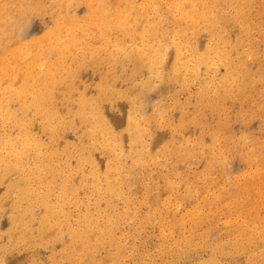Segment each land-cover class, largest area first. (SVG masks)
<instances>
[{"label": "bare ground", "instance_id": "6f19581e", "mask_svg": "<svg viewBox=\"0 0 264 264\" xmlns=\"http://www.w3.org/2000/svg\"><path fill=\"white\" fill-rule=\"evenodd\" d=\"M8 1L18 4L22 13H16L17 9L11 13ZM81 1L89 10L86 18L58 14L37 38L27 40L22 36L20 28L26 17L44 16L52 7L69 13ZM34 6L44 14L31 12ZM263 16L264 0H0V254L27 252L23 263L36 264L34 252L52 246L65 228L71 240L60 250L59 259L64 264H123L128 258L126 241L136 240L144 231L135 225L148 220H158L161 225L166 219L167 204L160 203L154 194L156 180L162 181L169 192L176 189V182H182L186 189L182 198L194 205L174 219V228L211 223L216 211H225L227 223L236 220L264 228V137L250 150L245 169L235 181L227 180L229 176L216 177L215 172L225 168L226 154L219 156L212 147L202 143L166 147L170 156L191 147L199 153L207 166L206 178L218 189L217 194L205 199L204 194L211 189L204 180L194 175L186 180L181 174L190 163L185 158L187 153L169 164L165 156L152 150L154 145L144 142L150 122L157 117L145 116L147 109L139 107L137 99L133 101L137 109H127L124 124L114 122L104 105L111 108V96L127 95L113 91L114 71L99 81L102 92L96 99L83 97L76 110L67 111V117L61 115L55 101L60 85L73 92L72 82L83 66L106 63L132 81L146 61L148 77L144 84L156 79L155 91L186 89L194 80L206 85L199 97L202 107L222 108L229 96L238 95L264 111V45L260 54L262 46L253 40L255 32L264 38V25L256 22ZM229 23L241 34L233 43ZM202 34L208 40L201 52L197 39ZM237 48L242 49L241 55L249 51L248 59L233 54L232 49ZM169 54L172 63L168 66ZM126 57L133 60L131 70ZM251 61L259 62L257 71L249 66ZM202 67L207 75L201 74ZM219 67L225 68L226 75L213 88L209 81ZM256 77L262 85L257 100L251 98ZM161 104L162 99L159 107ZM75 121L83 126L86 144H69L59 151L54 139L67 126L74 129ZM37 124L46 139L33 133ZM123 129L128 136L127 149L117 138ZM213 130L212 139L219 141L221 126ZM223 139L225 146L231 143L230 138ZM95 149L108 153L102 174L92 161ZM70 159L76 161L75 170L70 169ZM86 172L89 178L83 176ZM78 174L80 187L73 181ZM5 179L11 180L5 183ZM80 189L87 195L93 193L94 199L79 200ZM118 199L123 203L121 209L116 205ZM6 204L11 205V215L2 221ZM36 209L42 212L35 227ZM173 232L171 228L170 234ZM130 245L132 251L136 250L135 242ZM229 247L245 250L238 242ZM175 255L186 258L182 251L176 250ZM139 259L143 260L141 256ZM52 262L60 264L55 256ZM0 264H5L1 258Z\"/></svg>", "mask_w": 264, "mask_h": 264}, {"label": "rangeland", "instance_id": "374dc122", "mask_svg": "<svg viewBox=\"0 0 264 264\" xmlns=\"http://www.w3.org/2000/svg\"><path fill=\"white\" fill-rule=\"evenodd\" d=\"M47 1V0H46ZM8 5L11 4V13H22L18 4L8 1ZM31 4V3H30ZM32 5V4H31ZM19 9V10H18ZM38 8H30V11L35 15L44 14V11H37ZM41 11V12H40ZM36 12V13H35ZM61 9L49 8V12L44 16H29L26 17V22L21 24V34L25 39L34 36L37 38V34L49 27L52 20V16L58 14L76 16L77 18H86L89 15L87 5L81 1L78 5H75L73 9L68 11ZM256 22L264 25V16L256 18ZM45 24V25H44ZM229 38L233 43L238 37L241 36L239 28L229 23ZM208 37L206 34H202L197 39V46L200 51H205L206 42ZM253 40L258 45L262 46L260 54L263 50L264 38L260 33L255 32ZM233 54H239V59H248L246 51L244 55H241L242 49H232ZM236 56V55H235ZM126 66L129 70L132 69L133 60L126 57ZM168 66L172 63L171 54L168 56ZM249 66L253 71H257L259 68L258 61H251ZM108 64H99L96 66H83L78 69L79 74L72 82L73 92L68 93V90L64 85L57 87L55 92V101L57 108L63 117H67L68 110H76L78 108V102L83 97L85 100L96 99L102 87L99 85V81L103 76L110 72H115L116 79L113 82V91L126 92L124 97L111 96L109 99L114 104L110 106L105 104L106 108L110 111L111 116L115 123H123L126 117L127 109L131 107L132 110L137 107L133 104V101L137 99L139 107H145L147 113L145 116L154 115L156 120L150 122V128L146 132L144 142L154 145L152 150L160 152L165 156L169 164L173 163V158L183 157L187 153L185 158L190 161L186 165L185 169L181 171L182 176L186 180H190L193 175L197 179L204 180V185L208 186V190L204 197L209 198L213 193L217 194L218 189L212 187L211 181L206 178L205 173L207 166L204 160H201L199 153L191 147L189 151H183L178 155L170 156L169 149L179 147L181 145H194L202 143L205 146L212 147L216 154L224 156L225 168L216 171V177L221 178L229 176L227 180L235 181L240 174L244 171L245 159L249 155L250 150L256 145V141H260L264 137V111H260V107L254 106V104H247V99H242L240 96H229L224 102L222 108H209L199 105V97L204 89L197 81H190L186 89H180L179 87H171L168 92H158L153 89L157 87L158 81L153 80V83L146 85L145 80L148 77V64L145 61L143 67L132 81H129L128 76L121 74L117 67L109 69ZM168 71V70H167ZM165 71V75H167ZM201 74L207 75L205 67L201 68ZM226 75L225 68L219 67L214 74V77L209 81V86H219L222 83V79ZM253 91L251 92V98L256 99V93L262 89L261 81L256 77L253 81ZM215 85H211L214 84ZM165 95L164 97H161ZM160 99L162 104L159 107ZM108 103V101H107ZM154 103L156 107H154ZM206 105V104H205ZM208 106V105H207ZM166 107L167 111H161ZM158 111H161L158 113ZM196 117V118H194ZM194 118V119H193ZM156 121H162L159 124H155ZM121 123V124H122ZM221 126L220 140L215 141L212 139L213 129H219ZM33 133L46 139L42 134L40 125L37 124L33 127ZM117 138L121 139L125 148L128 146V136L125 129L120 130L117 134ZM224 138L231 139V143L225 146ZM250 140H244V138ZM54 143L57 145L59 151L66 150L69 144H74L76 147H81L86 144V138L83 135V126L78 122H74V129L66 127L59 135L54 139ZM168 147V148H166ZM127 149V148H126ZM124 150V149H123ZM229 150V152H227ZM92 161L97 169L102 174L104 171L105 162L108 160V153H105L102 149H95L92 153ZM70 169L75 170L76 161L70 159L68 161ZM129 161L126 162V165ZM156 169V167H154ZM218 169V168H217ZM155 171V170H154ZM83 176L90 177L86 172ZM11 179H5V183H9ZM74 184L76 187H80L81 174L74 176ZM175 181V179H174ZM176 189L173 192H169L162 181L156 180L154 194L158 197L160 203L167 204L165 209V221L159 225L158 220H148L141 224L137 223L135 228L144 231L136 240L128 239L126 241L125 253L128 258L123 264H146L151 261L153 264H264V228H257L255 225L244 224L236 220L227 223L225 219V211H216L217 217H215L211 223H205L198 228L192 225H186L184 227H173L172 222L175 218H179L180 215L186 213L192 209L194 205H189L188 198L186 197V189L182 182H176ZM198 192L201 193L198 184H195ZM87 195L85 189H80L77 192V198L81 201L85 199H94L93 193L88 192ZM178 204H182L178 206ZM116 205L121 209L123 203L121 200L116 201ZM179 207V208H178ZM220 208V207H219ZM42 209H36L35 220L33 225L36 227ZM159 211L164 215V207H161ZM258 212H261L258 208ZM11 215V205H4V213L1 217L2 221H6ZM171 228L174 230L172 234ZM180 229V230H178ZM247 234H243L242 232ZM261 231V232H260ZM60 239L50 247L39 248L37 252H34L36 257V264H53V257L57 258L60 264H64L60 257V250L63 244L70 243V233L63 228ZM167 235V238L164 237ZM201 235L202 238H197ZM184 239V240H183ZM236 239V240H235ZM235 240V241H234ZM135 242L136 250L132 251L129 247ZM233 242H238L244 248L243 251H237L229 245ZM107 248L103 249L104 254L107 253ZM176 250L185 252L186 258L176 256ZM27 252H11L8 254H0V258L5 264H24L23 261L27 256ZM139 256L143 260L139 259ZM135 261V262H134Z\"/></svg>", "mask_w": 264, "mask_h": 264}]
</instances>
